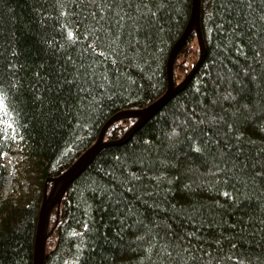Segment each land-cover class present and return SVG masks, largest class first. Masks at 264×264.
Listing matches in <instances>:
<instances>
[{"label":"trees","instance_id":"obj_1","mask_svg":"<svg viewBox=\"0 0 264 264\" xmlns=\"http://www.w3.org/2000/svg\"><path fill=\"white\" fill-rule=\"evenodd\" d=\"M192 3L0 0V264H33L46 180L166 93ZM201 29L189 82L52 209L44 264H264V0H202ZM200 57L193 31L175 85ZM15 148L32 189L5 196Z\"/></svg>","mask_w":264,"mask_h":264},{"label":"water","instance_id":"obj_2","mask_svg":"<svg viewBox=\"0 0 264 264\" xmlns=\"http://www.w3.org/2000/svg\"><path fill=\"white\" fill-rule=\"evenodd\" d=\"M201 14H202V0H193L192 12L186 29L180 39L173 47L168 61L167 74H168V89L166 93L160 97L157 101L150 104L147 107L141 109L126 110L118 113L112 117L102 128L96 142L88 148L69 168L56 177H52L46 180L44 187L43 200L38 215V222L35 234L34 243V255L33 264H44L45 258L48 255L46 252V243L49 233L50 215L52 209L56 205H60L62 199L67 192V189L71 183L86 170L87 167L95 160L98 154L110 145L123 144L127 142L133 134L139 130L150 118H152L163 106L176 94L179 90L186 85L193 77L198 67L202 63L206 46L201 29ZM196 31V35L199 42V48L201 57L193 69L186 75L184 80L175 85L173 70L177 55L180 53L184 45L186 44L189 35ZM123 118H137V121L128 129V131L118 140L105 141L104 136L108 127L115 121ZM53 183L52 190L47 192V183ZM49 232V233H48Z\"/></svg>","mask_w":264,"mask_h":264},{"label":"rangeland","instance_id":"obj_3","mask_svg":"<svg viewBox=\"0 0 264 264\" xmlns=\"http://www.w3.org/2000/svg\"><path fill=\"white\" fill-rule=\"evenodd\" d=\"M3 128L5 135L14 137L13 130L10 128L9 124H3ZM5 163L7 167V176L4 187V195L7 196L13 194L16 197L19 196L21 192L26 193L31 190L32 186L30 185V181L25 172L26 163L24 162V155L21 154L19 148H15L14 154L5 155ZM51 190L52 187H47L48 193Z\"/></svg>","mask_w":264,"mask_h":264}]
</instances>
